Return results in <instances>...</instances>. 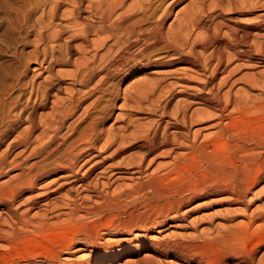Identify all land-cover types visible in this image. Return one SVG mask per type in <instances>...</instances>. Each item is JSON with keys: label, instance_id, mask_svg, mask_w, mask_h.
<instances>
[{"label": "bare ground", "instance_id": "6f19581e", "mask_svg": "<svg viewBox=\"0 0 264 264\" xmlns=\"http://www.w3.org/2000/svg\"><path fill=\"white\" fill-rule=\"evenodd\" d=\"M40 2L38 3L41 12L36 15L37 18L35 17L37 21L35 24H38L39 30L35 34L36 42L43 47L40 49L44 58L38 62L37 72L39 74L45 69L50 70L61 63L73 64L75 70L67 74L70 76L67 89L71 88L72 91L66 98L56 97L53 92L61 88L56 87L53 82L45 81L40 94L42 97L40 106L51 108V112L40 115L38 119L40 121L37 123L36 117L40 106L34 108L30 106L31 111L22 108L20 113L25 114L22 121L25 126L22 134L20 133L19 144L23 146L19 154L20 159L14 158L15 160L11 161L6 157L0 159V178L8 174L7 178L0 182V264H181L185 245L179 240H166L151 232L162 228L166 220H175L192 200V196L202 193V189L199 188L200 185L190 188L189 191L194 193L191 197L162 196L160 192L162 181L166 175L178 168L179 163L167 167L161 174L159 170L147 173L146 160L158 148L174 145L185 150L180 157L181 161L199 157L207 161L211 171L212 161L216 159L213 168L217 171L226 163L250 166L251 169L247 168L252 171V178L246 177L243 191L236 192L235 195L236 202L243 203L245 190L248 191L264 177V142L259 140L260 134L257 131L240 134L235 132L234 127L239 118L250 113L264 120V99L252 100L247 89L248 93L245 94L240 90L229 89L225 92L223 90L234 72L245 66L256 70V73L248 78L243 77V80L248 82V88L250 90L259 88L261 94H264V40H257L254 45L252 40L249 41L250 30L244 29L243 34L239 36L237 29L236 31L231 24L223 21L225 28L232 30L230 34L233 35V40H229L230 37L227 36L228 40L226 37L223 38L224 41L216 48L207 51L210 42H207L201 31L193 34L191 38V33L187 34L200 23L202 8L197 4L193 9L185 8L186 11H181L177 16L180 17L177 23L179 35L176 33L173 37L181 39L186 33L184 38L192 39L190 52L186 54L191 56V65H199L202 68L203 87L198 92H188L187 98L177 100L179 105L172 121L165 120L168 116L166 98V102L158 105L160 113L155 124L148 128L146 126L142 137L105 134L103 128L98 129L99 126L103 127L109 118V111L96 112L104 96L105 88H102V83L111 76L118 77L121 81L137 70L166 64L149 57L138 59L139 61L136 58L137 54H143L160 41L166 16L172 12V6L180 0ZM66 3H69L70 8L63 7ZM261 22L259 21L260 24ZM219 23L222 26V21L219 20ZM169 27L172 28L173 25ZM205 35L207 36V33ZM77 41L84 46L74 43ZM60 42H63L65 56L61 57L63 62L59 64L54 46ZM198 44L207 51L201 64L195 49ZM78 55L79 57H75ZM172 60L168 63L172 64ZM185 61L189 62L188 59ZM59 73L61 74L60 71ZM41 84V81H37L31 86L29 97L34 94L38 96ZM142 90L141 87H136L135 95L131 97L137 105L140 104L142 97L146 98L147 94ZM176 90L183 95L188 88L182 85ZM173 91L174 85H171L167 93L172 96ZM196 104L207 105L214 110L213 131L203 139V142H198L203 127L196 128L193 131V138L186 136V142L182 143L176 131L193 127L209 117V112L202 109L190 111L191 106ZM14 108L9 106L8 113L1 121L0 143L2 140L6 141L21 122L20 116L14 117L10 114ZM207 140L215 142L213 146L223 141L222 150L228 155L215 156L217 146L210 150L209 144L205 142ZM128 148H139L142 155L120 164L105 165L113 158H123ZM126 180L131 181L126 190L121 189L123 191L120 192L118 190L119 193L115 192L116 195L105 192V188L111 183ZM60 196H64L66 200L63 201L66 205L64 210L55 205ZM151 196L156 198V201ZM152 200L154 206L157 203L161 205L160 210L154 215L140 208L141 205L149 206ZM36 208H42L45 213L34 215L32 211ZM258 217H260L258 214L256 216L252 214L248 225H252ZM50 218H55L56 221H51ZM161 228L158 229V234L162 233ZM223 232H219L211 241L227 247L223 250L218 249L220 251L218 254L216 251L217 255L215 258V255L212 257L214 258L212 263L207 261L198 263V260V264L258 262L255 260V251L264 246V234L256 245L241 251L238 249L240 247L232 246L230 242L245 238L248 230L231 229ZM35 237L46 239L40 245L43 246L42 249L35 247L38 244L35 243ZM191 246L192 244H189L187 247ZM260 261L258 264L264 260Z\"/></svg>", "mask_w": 264, "mask_h": 264}, {"label": "rangeland", "instance_id": "374dc122", "mask_svg": "<svg viewBox=\"0 0 264 264\" xmlns=\"http://www.w3.org/2000/svg\"><path fill=\"white\" fill-rule=\"evenodd\" d=\"M40 1L41 0H0V125L3 117L8 113L9 106L15 107L10 112V114L14 117H17L18 115V117L20 116L21 118L19 126L15 129L12 135L8 139H6V141L2 140V142L0 143V159L2 157H6L10 161L14 158L20 159L19 154L22 151L23 146L19 144V141L21 139V134L25 126V124H23L22 122L25 114L22 115V113L20 112H22V108L24 110H26L27 108V110L31 111L32 107L34 108L41 105L42 97H40V94L44 89V85L46 83L45 81H48V83L53 82L56 87L62 89H60L59 91L55 90V92H53V94L55 93L54 95L56 97L66 98L69 96V92L72 91L71 88H69L70 90L67 89L69 87L68 82L70 83V76H68L67 74H70L71 71H74L75 67L73 64L62 65L61 63L63 62L62 58L65 56V49L62 44L63 42L57 43L54 46L56 58H58L57 60L59 61V64L61 63L62 66H53L50 70L45 69L39 74L37 72L38 65L42 60V57L44 58V56H42L43 51H41L43 47L41 44L36 42V34L38 33L39 27L37 26L38 24H35L37 23V21H35V17L37 18V16L40 14L39 11L42 6V3ZM38 2L41 3V6ZM68 4L69 3L64 4L63 7L66 9L67 7L70 8V5ZM195 4L199 5L202 8V17L200 23L196 27L192 28L189 33L187 32V34L191 33V38L192 36L196 35V32L201 31L200 33H203V36H205L207 42H210V44H208L207 46V51H209L211 48H216L221 41H224L225 37L226 39L228 38L227 36L230 37L228 38L229 40H233V35L231 36L230 34L232 30L230 31V29H228L227 27L225 28V26L223 25L225 23L231 24V27L235 28V30L237 29L238 31H236L239 36L243 34L244 29L250 30L251 34L249 37V41L252 40L255 43L254 45H256L257 40H264V0H180V2L175 4V6H172V12H170L169 14L170 16H166L167 20L164 21L163 28L160 34V41H158L154 46L150 47L143 54H137L136 58L137 61H139L142 60L141 58L149 57L154 61L159 60L166 64L161 65V67L152 66L137 70L121 81H119L118 77L113 78L112 76L104 81L102 83V88H105L103 89L104 96L100 100L98 106L99 108L96 112L102 113L105 111H109L108 113L110 114V116L106 120L104 126H99L98 130H101L103 128L102 130L105 134H124L130 137H142L143 133L146 130L145 127L147 126L148 128L149 126L151 127L155 124V120H157L160 113L158 105L162 102H166V98L168 116L165 118V120L172 121L174 118V114L177 112V106L179 105V102L177 100L182 99L183 97L187 98L188 92H198L203 87L202 78L204 77V72L202 68L199 65L193 66L190 64L192 61L191 56L188 54L190 52V41H192V39L189 38L187 40L186 37L185 39L184 36L186 35V33H184V35L182 34L184 39H174L175 37H173L176 33L177 35H179V30H177V23L179 22L180 17L177 18V16H179V13L185 10V8L186 10H190L197 7V5L195 6ZM217 19L222 21L223 27L220 26L219 20ZM228 19L232 21H228ZM223 21L225 23H223ZM259 21H262L261 24L259 23ZM214 22L216 23V25ZM64 25L69 30L67 25ZM171 25H173L172 28L169 27ZM248 25L251 27H249ZM168 27L170 29H168ZM227 30L230 32H227ZM205 32L207 33V36L205 35ZM211 32L212 34H210ZM222 32L226 33L223 34ZM163 36L165 38H163ZM74 43L80 46H84V44L78 41ZM195 49L197 52L198 60L201 64L204 61V57L207 55V51L203 50L204 48H202L201 44L200 46L198 44ZM36 54L39 55L36 56ZM75 57H79V55ZM186 58L189 60V62L185 61L187 60ZM171 60L172 64H169L168 61ZM59 71L61 72V74L59 73ZM254 73H256V70L244 66L237 72H234V76L232 75L230 81L228 82L227 86H225L223 91L225 92L229 89H232V91L240 90L243 94H245V92L248 93L249 91L250 93L248 94L252 97V100L254 99L255 101L258 99H264V94H261L259 88H256L257 90H250L248 88V82H245L246 80H243V77L246 79ZM37 81H41V87H43H40L41 91L38 93L37 97L36 94H34V96L30 95L29 97L31 86H33L34 83H37ZM134 83H138V86ZM171 85H174L172 96L167 93ZM182 85L188 88V91L183 95L178 92V90H176ZM133 86L135 89L136 87H141V89H143L142 91L147 94L145 95L146 98L142 97L139 105H137L134 102V99L131 98L135 95V89L133 88ZM246 89L248 91H246ZM196 109L208 111L209 117L199 124L193 125V127L191 126L188 129H180V132L176 131L178 133L179 141H181L182 143L186 142V136H188V138L190 139L193 138V131L196 128L203 127L201 134L198 136V142H203V139H205V137L210 135L213 131L212 113H214V110L210 106L196 104L191 106L190 111H194ZM49 111L51 112V108H42L40 106L38 116L36 117V122L38 123L40 121L38 120L40 118V115H47L50 113ZM236 124L237 125L234 127L236 129V133L247 134L256 133L257 131V133L260 134L259 140L261 139L262 141H260L264 142V120L258 118V116H256L255 114L250 113L248 115L242 116L241 119L239 118L237 120ZM172 131L175 132L174 129H172ZM205 142L209 144L210 150L211 148L217 146L215 156L228 155L222 150L223 145L221 144H223V141L217 143L216 146L212 145L213 143H215L212 142V140H207ZM184 151L185 150L183 147L174 145H168L158 148L151 156L147 158L145 163L146 171L147 173H152L156 170H159L158 172H160L159 174H161L165 172L167 167L171 166L174 163H179L178 168L172 171V173L166 175L165 179L162 181L160 186L161 195H165V197L170 195L187 197L189 195L191 197L194 193L190 192L189 189L192 187H196V185H200L199 188L202 189V193L197 194V196H192V200L181 210V214L178 215L175 220H166L165 225L162 228L159 227L161 228V230H163L161 234L157 233L159 228H157L156 230H152L151 233L160 235L166 240H179L183 245L186 246V248L184 246L182 257L183 261L181 260V264H198L204 261L212 263V259H214L220 252L219 250H223L227 246L219 242L212 243L211 240L213 237L218 235L219 232L221 233L224 231L223 233H225L226 230H248V232H246L245 238L238 239L237 241L233 240L234 242H230L232 246H237V248L240 247L238 248L239 250H247L254 244L256 245V242H259V240L262 238V234H264V177L258 180L257 184L255 183L249 189L250 191L245 190L244 196H246L244 198L245 200L243 199V203H237L235 200V195L243 191L246 177L248 178L250 176L252 178L253 173L251 170H249L251 169L250 166H236L232 163H226L221 170L217 171L216 168H213L214 164L217 161L216 159L215 161H212L211 171L207 161L199 157L197 159H189L185 162L181 161L180 157ZM141 155L142 151L139 148H128L123 158H113L112 160H108L105 165L107 166L109 164L117 163L120 164L126 162L132 157L138 158ZM6 176H8V174H6L5 177H1L0 182L5 180L7 178ZM120 182L122 181L111 183L105 188V192L110 195H116L115 192H118V190L119 192L126 190L128 186L131 185V181L128 180H126V182ZM63 197L64 196H60L58 198L59 200L55 204L59 206L60 210H64L66 207L65 203L63 202H66V200H64ZM153 199L156 201V198ZM94 200H96V198ZM148 205L149 206L145 207L141 205L140 208L141 210L151 212V215H154L156 212H158L161 206L158 203L154 206L153 200L151 204ZM36 209L33 210L34 212L32 211L34 215L36 213H45L42 208ZM252 214L253 216H256L258 214L260 217L254 220V222H252V225L249 226L248 221L249 219H251ZM50 220L56 221L55 218H50ZM174 223L176 224V226H171ZM256 224H258V226ZM228 227L229 229H227ZM259 230L260 232H258ZM44 241H46V239L42 237H35V243H38L35 247L37 249H42L43 246L40 245H42ZM249 242L251 245L249 244ZM189 244H192V248L187 247ZM262 255H264V246L258 248L255 251V260H258V262L261 260L260 262H262L264 260V257ZM187 256H189L190 258ZM213 256L214 258H212ZM135 258L136 257H134V259ZM258 262L256 264H258ZM259 264H264V261Z\"/></svg>", "mask_w": 264, "mask_h": 264}]
</instances>
